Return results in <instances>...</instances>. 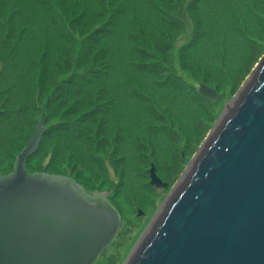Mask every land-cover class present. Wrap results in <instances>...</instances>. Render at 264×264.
<instances>
[{"label":"trees","instance_id":"trees-1","mask_svg":"<svg viewBox=\"0 0 264 264\" xmlns=\"http://www.w3.org/2000/svg\"><path fill=\"white\" fill-rule=\"evenodd\" d=\"M242 1L223 0L222 8L230 12L231 3L243 14L239 21L249 41V70L264 52V29L257 35L249 28ZM206 9L205 0H0V175L13 171L16 155L42 119L39 147L25 159L28 172L98 183L101 189L109 177L107 163L120 177L128 176L132 144L146 186L153 188L149 167L159 153L153 130L173 143L187 136L186 148L192 152L194 138L205 134L212 122V102L196 90L192 99L204 117L192 122L187 133L162 110L169 105L162 91L179 95L188 86L172 66L173 43L186 20L193 35L178 49L181 69L213 84L214 79L205 77L201 54H223V44L214 46L209 39ZM130 83L146 105L141 124L135 126L126 124L135 112L125 96ZM130 128H135L134 140ZM178 156L171 155L172 163ZM37 159L44 162L33 164ZM154 169L158 176L159 169Z\"/></svg>","mask_w":264,"mask_h":264},{"label":"water","instance_id":"water-1","mask_svg":"<svg viewBox=\"0 0 264 264\" xmlns=\"http://www.w3.org/2000/svg\"><path fill=\"white\" fill-rule=\"evenodd\" d=\"M44 130L40 120L0 175V264H93L120 215L72 178L26 170ZM149 178L166 186L153 166ZM124 264H264V55Z\"/></svg>","mask_w":264,"mask_h":264},{"label":"rangeland","instance_id":"rangeland-1","mask_svg":"<svg viewBox=\"0 0 264 264\" xmlns=\"http://www.w3.org/2000/svg\"><path fill=\"white\" fill-rule=\"evenodd\" d=\"M188 1L190 0H185V2ZM222 1L223 0H205V8H207L205 24L207 25L209 39L215 41L214 46L223 44V47H221V52L223 54H216L212 50L211 52L208 50V54L200 51V53L203 52V54H201L202 62L207 67L205 77L210 80L214 79L212 81L213 84L206 82L203 77H195L188 71L181 69L178 61V49L188 42L193 35V25L189 20L183 22L184 29L178 34L173 43L172 66L175 69V74L183 79L188 86L184 93H179V95L169 90L162 91L165 93L166 101L169 103L166 107L168 109L162 108V110L165 109L164 111H167L166 113L170 112L171 117L178 120L176 126L180 125L179 130L187 133L188 129H191L193 126L192 122L195 120L200 122L201 118L204 117L203 112L199 110L193 102L192 90L197 91L201 85H206L217 93V100L208 104L212 122H208L207 132L205 134L194 138L192 152L188 151L186 148L187 136H182L178 143H173L165 139L159 131L153 130L152 134L154 136L152 139L159 153H157L153 161H150L154 162V165L159 169L157 171L158 176L167 185L161 188L155 186L149 188L146 186L147 181L142 174L143 169L138 165L137 156L139 152H136L132 144H128L131 149L129 152L131 157L128 158V166H126L125 169V171L128 172V176L120 177V174H118V172L116 173L113 167L107 163L109 177L107 178L106 185H103L101 189H99L98 183L93 185L92 183L79 182L81 186L84 187L83 190L89 195H101L107 198L120 215L119 227L114 237L97 255L93 264L125 263L131 251L154 218L162 201L172 191L188 163L209 136L223 112L235 98L245 80L253 72L264 55L263 52L253 66H251L249 70H246L250 49L248 47L249 41L244 38L241 32L239 15L242 16L243 14H240L238 7L236 8L231 3H229L230 12H225L224 7L222 8ZM244 4L247 9L245 12L247 15L246 24L249 25V28L254 29L253 31L257 35H260L263 33L262 30L264 29V0H247V3L245 2ZM249 9L255 14V17L249 14ZM151 17L152 16H150V18ZM219 63H223L224 67H220ZM211 64L214 65L210 66ZM215 65H218L216 70L214 68ZM211 72L213 74H211ZM236 81L239 82L238 86L234 85ZM131 86L132 83H130V86L127 88L128 91L125 92V96L131 101L129 109L132 108L135 112L129 115L126 113V116L128 115L132 120L127 121L126 124L135 126L138 125V123L141 124L143 117L142 112H145L144 106L146 105L142 102L143 100L139 92L136 93L131 90ZM156 109L159 110L157 107ZM140 111V118L135 119V116ZM160 114L163 115L164 118H167L164 113ZM168 124L169 123H167V125ZM152 125H157V123ZM130 132L129 138L133 139L136 134L135 128H130ZM188 137H190V135ZM171 155H179L176 164L172 163ZM41 161L43 160L37 159L33 160L32 163L40 164ZM154 165L151 166L155 167ZM150 168L151 167H149V170ZM118 171H120V169ZM164 176H166L167 179H164ZM120 181H122L123 185L117 190ZM111 196L113 197L112 200H110Z\"/></svg>","mask_w":264,"mask_h":264}]
</instances>
